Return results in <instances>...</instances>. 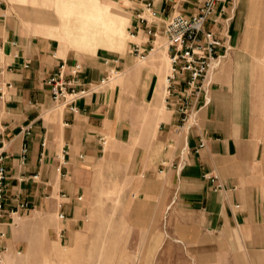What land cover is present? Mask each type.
Instances as JSON below:
<instances>
[{
	"label": "crops",
	"instance_id": "crops-1",
	"mask_svg": "<svg viewBox=\"0 0 264 264\" xmlns=\"http://www.w3.org/2000/svg\"><path fill=\"white\" fill-rule=\"evenodd\" d=\"M115 1L128 13L132 44L148 51L152 44L139 14L159 30L173 14H195L204 0ZM146 1L152 2L155 19L143 13ZM215 20L205 30L223 41L217 53L224 58L212 73L208 101L192 99L184 123L174 105L164 104L157 122L162 150L142 172L162 177L171 217H185L188 229L177 240L197 264L199 254L205 264H264V0L220 2ZM31 29L5 0L0 9L3 257L19 247L16 228L33 213L65 214L54 229L59 242L76 228L81 218L76 174L106 156L107 143L122 138L125 124L116 86L109 84L115 72L126 73L131 57L97 52L79 57ZM62 61L79 63L80 87L95 88L57 105L47 78ZM106 75L108 82L98 85ZM180 157L185 165L178 170ZM214 175L221 184L217 190L207 178Z\"/></svg>",
	"mask_w": 264,
	"mask_h": 264
},
{
	"label": "rangeland",
	"instance_id": "rangeland-1",
	"mask_svg": "<svg viewBox=\"0 0 264 264\" xmlns=\"http://www.w3.org/2000/svg\"><path fill=\"white\" fill-rule=\"evenodd\" d=\"M6 1L33 33L55 38L79 57L97 52L131 59L126 73L115 72L109 84L120 98L122 138L108 142L106 156L75 177L81 208L76 228L59 242L54 234L60 227L58 211L33 213L19 222V247L1 264H197L177 240L188 229L185 217H171L162 177L142 172L162 150L157 122L168 105L165 40L157 38L154 51L137 58L131 52L128 13L115 0ZM199 255L198 264L208 262Z\"/></svg>",
	"mask_w": 264,
	"mask_h": 264
},
{
	"label": "built area",
	"instance_id": "built-area-1",
	"mask_svg": "<svg viewBox=\"0 0 264 264\" xmlns=\"http://www.w3.org/2000/svg\"><path fill=\"white\" fill-rule=\"evenodd\" d=\"M226 0H204L197 8V12L191 16L173 14L164 23L161 29L154 30L147 24L148 20L138 15V21L145 24L146 35L150 38L151 46L148 51H141L136 44H132L131 52L139 59H144L145 53H150L154 49L157 38H163L166 42V53L169 60V69L165 75L166 101L168 106L174 105L175 111L181 116V122H186L191 111L189 107L192 99L203 96L204 101L208 98L207 89L210 84L212 73L219 66L224 55L218 54V50L223 48V41L213 32L205 30V24L209 21L216 22V6ZM5 5V0H0V9ZM143 13L149 18L155 19L157 13L151 1H146L143 5ZM130 38L134 39L135 34L130 32ZM81 65L74 63L68 65L62 61L57 69L47 78L51 99L57 104L73 103L79 98L88 95L95 85L89 83L87 87H80L79 73ZM114 71H111V73ZM110 73V74H111ZM109 75L101 78L98 85L105 84L109 80ZM80 87V88H78ZM174 97V98H173ZM74 109V106L71 107ZM202 146V144L200 145ZM181 151V155L183 154ZM185 165L180 157L176 168L179 170ZM6 169L0 155V212L2 200L4 198L3 180ZM214 184V190L220 189L221 184L217 177H207ZM80 199V197H79ZM23 207L24 205H20ZM59 219H63L65 214L60 211L57 214ZM7 233L0 230V253L6 251L3 244ZM3 256L0 255V264Z\"/></svg>",
	"mask_w": 264,
	"mask_h": 264
},
{
	"label": "bare ground",
	"instance_id": "bare-ground-1",
	"mask_svg": "<svg viewBox=\"0 0 264 264\" xmlns=\"http://www.w3.org/2000/svg\"><path fill=\"white\" fill-rule=\"evenodd\" d=\"M156 44V43H155ZM154 51V50H153Z\"/></svg>",
	"mask_w": 264,
	"mask_h": 264
}]
</instances>
